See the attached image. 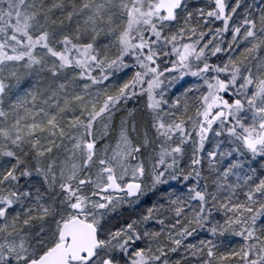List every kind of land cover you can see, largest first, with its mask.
<instances>
[{
	"label": "snow or ice",
	"instance_id": "snow-or-ice-1",
	"mask_svg": "<svg viewBox=\"0 0 264 264\" xmlns=\"http://www.w3.org/2000/svg\"><path fill=\"white\" fill-rule=\"evenodd\" d=\"M0 264H264V0H0Z\"/></svg>",
	"mask_w": 264,
	"mask_h": 264
},
{
	"label": "rangeland",
	"instance_id": "rangeland-1",
	"mask_svg": "<svg viewBox=\"0 0 264 264\" xmlns=\"http://www.w3.org/2000/svg\"><path fill=\"white\" fill-rule=\"evenodd\" d=\"M131 106V105H130Z\"/></svg>",
	"mask_w": 264,
	"mask_h": 264
}]
</instances>
